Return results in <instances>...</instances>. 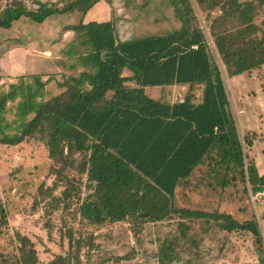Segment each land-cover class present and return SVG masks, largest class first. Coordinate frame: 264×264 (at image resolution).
<instances>
[{
  "label": "trees",
  "instance_id": "1",
  "mask_svg": "<svg viewBox=\"0 0 264 264\" xmlns=\"http://www.w3.org/2000/svg\"><path fill=\"white\" fill-rule=\"evenodd\" d=\"M100 1L113 6V0H0V28H10L22 17L42 24L55 15L81 14L78 22L63 29L75 32L74 45L67 51L74 58L70 67L84 68L58 82L64 90L49 98L50 79L40 74L32 81L22 75L1 91L0 144L42 142L53 172L66 183L58 197L61 208H70L76 200V211L91 224L161 222L178 215L181 235L162 239L159 264L178 259L179 240L188 237L189 224L197 220L203 221L205 231L218 225L250 234L263 255L264 236L255 215L241 222L226 212L176 206L177 188L202 168L213 189L242 182L245 192L264 193V174L247 159L222 71L211 56L191 0H169L181 21L179 28L126 41L118 38L112 17L85 20ZM199 2L221 6L211 30L229 77L264 64V28L255 22L264 0ZM126 70L131 74L125 75ZM173 85L189 86L183 100L170 103L146 92L149 87ZM256 135H245V144L251 147ZM85 176L93 188L82 200ZM5 220L3 214L0 224ZM56 226L47 224L48 238L59 241L64 252L43 263L36 242L18 233L19 253L1 256L0 264H85L95 240L88 241L83 255L88 242L64 226L57 229L56 240ZM192 244L197 246L196 241Z\"/></svg>",
  "mask_w": 264,
  "mask_h": 264
},
{
  "label": "rangeland",
  "instance_id": "2",
  "mask_svg": "<svg viewBox=\"0 0 264 264\" xmlns=\"http://www.w3.org/2000/svg\"><path fill=\"white\" fill-rule=\"evenodd\" d=\"M42 1L62 3L65 0ZM212 1L225 3L227 0ZM191 3L211 56L222 71L230 109L247 159L254 160L260 173L264 174V64L242 75L229 77L211 30L213 17L222 13L221 6H206L199 0H191ZM100 5L105 6L104 18L114 19L121 41L165 34L181 26L169 0H113L112 7L100 1L85 20ZM80 18L79 13H67L36 24L22 17L14 21L12 27L0 28V92L7 90L10 83L17 82L22 75L32 81L34 74H40L44 80L50 79L46 85L47 98L61 93L64 89L57 83L84 69L70 67L74 58L67 51L74 45L75 32L63 29ZM255 22L263 24L264 28V10L257 15ZM126 71L124 74L128 73ZM127 83L133 85L131 81ZM188 91V85L149 87L146 90L151 97L170 103L183 100ZM201 93V90L197 91V99ZM8 118H13L11 112ZM252 133L257 135L249 147L244 136ZM52 164L48 149L40 141L29 140L17 146L0 144V217L3 214L6 217L0 224V258L19 253L18 233L36 242L43 263L64 252L59 241L49 240L48 223L57 225L54 230L56 240L60 236L57 232L59 226L70 228L75 238L81 237L86 242L95 240L90 254L84 257L85 264H159L157 252L162 239L181 235L178 215L173 220L161 222L121 221L100 227L76 211L80 205L76 200L70 208H61L58 197H62L66 183L53 172ZM209 180L204 168L196 170L189 183L177 188L176 206L226 212L241 222L255 215L264 236V193L256 196L247 193L242 182L224 190L219 185L213 189L208 185ZM92 188L93 183L85 176L82 200L90 195ZM202 223L197 220L189 224V238L179 240V255L173 264H264L261 260L264 254H260V248L250 234L230 232L218 225L209 226L205 231ZM193 241L197 246L192 244ZM87 244L82 249L85 251L81 252L83 255L90 247L89 242ZM117 257L126 258L117 260Z\"/></svg>",
  "mask_w": 264,
  "mask_h": 264
},
{
  "label": "crops",
  "instance_id": "3",
  "mask_svg": "<svg viewBox=\"0 0 264 264\" xmlns=\"http://www.w3.org/2000/svg\"><path fill=\"white\" fill-rule=\"evenodd\" d=\"M105 11H106L105 10V6L104 5H100V6L96 7L94 13H92L91 15H89V18L88 19H91V20H99V19L105 20V19H108V18H104ZM88 19H86V21H89ZM129 40H131V39H129ZM122 41H126V40H122ZM126 72H128V73H126L125 75H130L131 74L129 71H126Z\"/></svg>",
  "mask_w": 264,
  "mask_h": 264
},
{
  "label": "bare ground",
  "instance_id": "4",
  "mask_svg": "<svg viewBox=\"0 0 264 264\" xmlns=\"http://www.w3.org/2000/svg\"><path fill=\"white\" fill-rule=\"evenodd\" d=\"M216 56V55H215ZM230 83V82H229Z\"/></svg>",
  "mask_w": 264,
  "mask_h": 264
}]
</instances>
